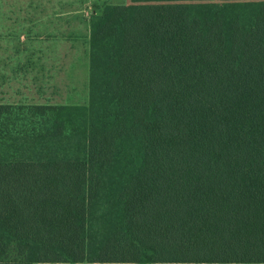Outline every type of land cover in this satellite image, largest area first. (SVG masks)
<instances>
[{"label": "trees", "instance_id": "1", "mask_svg": "<svg viewBox=\"0 0 264 264\" xmlns=\"http://www.w3.org/2000/svg\"><path fill=\"white\" fill-rule=\"evenodd\" d=\"M82 261L264 263V0L105 4L85 105L0 103V264Z\"/></svg>", "mask_w": 264, "mask_h": 264}, {"label": "crops", "instance_id": "2", "mask_svg": "<svg viewBox=\"0 0 264 264\" xmlns=\"http://www.w3.org/2000/svg\"><path fill=\"white\" fill-rule=\"evenodd\" d=\"M125 3L127 0H0V103L85 105L90 22L100 16L105 4Z\"/></svg>", "mask_w": 264, "mask_h": 264}, {"label": "rangeland", "instance_id": "3", "mask_svg": "<svg viewBox=\"0 0 264 264\" xmlns=\"http://www.w3.org/2000/svg\"><path fill=\"white\" fill-rule=\"evenodd\" d=\"M131 1H135V2H138V1H142V0H131ZM64 227V226H63ZM62 230V228H61ZM70 249H74V250H77V248L75 247L74 243L71 244V248Z\"/></svg>", "mask_w": 264, "mask_h": 264}]
</instances>
